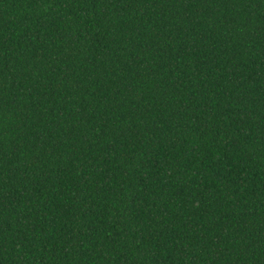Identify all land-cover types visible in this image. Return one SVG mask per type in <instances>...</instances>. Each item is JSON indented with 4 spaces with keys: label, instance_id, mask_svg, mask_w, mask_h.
Masks as SVG:
<instances>
[{
    "label": "trees",
    "instance_id": "16d2710c",
    "mask_svg": "<svg viewBox=\"0 0 264 264\" xmlns=\"http://www.w3.org/2000/svg\"><path fill=\"white\" fill-rule=\"evenodd\" d=\"M0 264H264V0H0Z\"/></svg>",
    "mask_w": 264,
    "mask_h": 264
}]
</instances>
